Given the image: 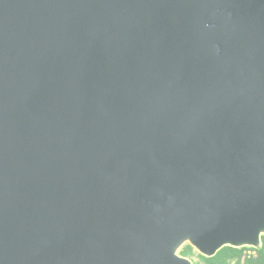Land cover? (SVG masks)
<instances>
[{"label":"water","instance_id":"water-1","mask_svg":"<svg viewBox=\"0 0 264 264\" xmlns=\"http://www.w3.org/2000/svg\"><path fill=\"white\" fill-rule=\"evenodd\" d=\"M263 242L264 0H0V264Z\"/></svg>","mask_w":264,"mask_h":264},{"label":"trees","instance_id":"trees-1","mask_svg":"<svg viewBox=\"0 0 264 264\" xmlns=\"http://www.w3.org/2000/svg\"><path fill=\"white\" fill-rule=\"evenodd\" d=\"M195 254L203 264H264V242L259 250L243 249L235 250L224 248L212 258H204L197 255L190 247H185L182 256L189 257Z\"/></svg>","mask_w":264,"mask_h":264},{"label":"rangeland","instance_id":"rangeland-1","mask_svg":"<svg viewBox=\"0 0 264 264\" xmlns=\"http://www.w3.org/2000/svg\"><path fill=\"white\" fill-rule=\"evenodd\" d=\"M187 258H189L190 260H192V262L194 264H203V263L200 262V259L197 256H195V254H193L192 256H189V257L187 256Z\"/></svg>","mask_w":264,"mask_h":264}]
</instances>
